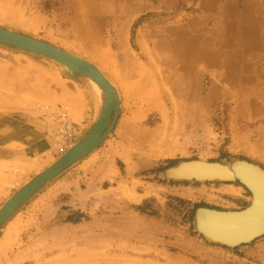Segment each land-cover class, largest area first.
<instances>
[{
  "label": "rangeland",
  "instance_id": "obj_1",
  "mask_svg": "<svg viewBox=\"0 0 264 264\" xmlns=\"http://www.w3.org/2000/svg\"><path fill=\"white\" fill-rule=\"evenodd\" d=\"M0 27L94 62L120 97L107 138L0 228V264H264V235L230 248L194 227L197 209H245L244 186L163 176L264 170V0H0ZM55 62L0 45V207L96 117L80 124L94 86Z\"/></svg>",
  "mask_w": 264,
  "mask_h": 264
},
{
  "label": "water",
  "instance_id": "obj_2",
  "mask_svg": "<svg viewBox=\"0 0 264 264\" xmlns=\"http://www.w3.org/2000/svg\"><path fill=\"white\" fill-rule=\"evenodd\" d=\"M0 45L58 61L71 70L74 76L81 75L92 80L100 87L103 94L99 116L86 135L2 204L0 207L1 228L43 187L94 151L113 130L119 110L117 102L115 108L112 106L116 100L114 89L88 61L47 42L2 27H0ZM222 169H225L227 173L224 177ZM163 176L168 181H236L248 190L251 202L243 210L224 213L214 209L200 208L195 211V230L206 240L234 248L251 243L264 235V170L260 167L245 161H236L230 166L207 161H188L164 170ZM247 221L250 222L248 227L243 230L237 229L240 223Z\"/></svg>",
  "mask_w": 264,
  "mask_h": 264
},
{
  "label": "bare ground",
  "instance_id": "obj_3",
  "mask_svg": "<svg viewBox=\"0 0 264 264\" xmlns=\"http://www.w3.org/2000/svg\"><path fill=\"white\" fill-rule=\"evenodd\" d=\"M26 36H27V35H26ZM29 37H30V36H29ZM32 38H33V37H32ZM34 39H35V38H34ZM37 40H38V39H37ZM49 44H50V43H49ZM51 45H52V44H51ZM53 46H54V45H53ZM54 47H56V46H54ZM57 48H58V47H57ZM59 49H60V48H59ZM61 50H62V49H61ZM63 51H64V50H63ZM65 52H68V51H65ZM68 53H69V52H68ZM71 54H72V53H71ZM72 55H74V54H72ZM75 56H76V55H75ZM77 57H78V56H77ZM45 58H46V57H45ZM79 58H82V57H79ZM82 59H83V58H82ZM50 60H51V59H50ZM84 60H85V59H84ZM53 61H55V60H53ZM86 61H87V60H86ZM56 62H58V61H56ZM56 62H55V63H56ZM88 62L91 63V64H93V65L97 68V70H98V71H99V72L105 77V79L109 82L110 86L114 89V92H115V94H116V98H115L116 100L113 102L112 106H113V108H115V107H116V102H117V106H118V110H119V108H120V97H119V93H118V86H116V84H114V82L110 81V80H109V79H108V78H107V77L101 72V69H102V68L100 69V67H99L97 64H94V62L92 63V62H90L89 60H88ZM58 63H59V65H60V67H61L66 73H68L70 76L77 77V76H74V75H73V72H72L71 70H69L65 65H63V64L60 63V62H58ZM78 76H81V75H78ZM83 77L86 78V79H87V80H88V81L94 86V88L92 87L93 90H91V91H92V92L94 91V92H93L94 111H95V113H97V114H96V117H95L94 121H93V119H92L93 122H92L91 126L89 127V129H90V128L92 127V125L94 124V122L96 121L97 117L99 116L100 108H101V104L103 103V94H102V91H101L100 87H99L97 84H95V83H94L92 80H90L89 78H87V77H85V76H83ZM95 92H96V94L98 95V100H97V98H96ZM94 116H95V115H94ZM88 124H89V123H88ZM89 129H88V131H89ZM88 131H87V132H88ZM87 132H86V133H87ZM86 133L82 136V138L86 135ZM82 138H81V139H82ZM106 138H107V137H106ZM106 138H105V139H106ZM105 139H104V140H105ZM79 140H80V139H79ZM79 140H78V141H79ZM104 140H103V141H104ZM103 141H102V142H103ZM75 144H76V142H75L73 145H75ZM73 145H72V146H73ZM72 146H71V147H72ZM71 147H70V148H71ZM70 148H69V149H70ZM69 149H68V150H69ZM68 150H67V151H68ZM67 151H66V152H67ZM66 152H65V153H66ZM65 153H64V154H65ZM62 155H63V154H62ZM62 155H61V156H62ZM61 156H60V157H61ZM60 157H59V158H60ZM203 162H204V161H203ZM52 164H53V163H52ZM52 164H51V165H52ZM51 165H50V166H51ZM175 166H176V165H175ZM48 167H49V166H48ZM48 167H47V168H48ZM173 167H174V166H173ZM171 168H172V167H171ZM218 169H219V168H218ZM44 170H45V169H44ZM220 170H221V169H220ZM41 172H42V171H41ZM41 172H40V173H41ZM40 173L38 172V174H40ZM222 173L225 174V175H223V177L226 176V174H227V173L225 172V169H222ZM38 174H37V175H38ZM35 176H36V175H35ZM28 182H29V181H28ZM28 182H27V183H28ZM201 182H203V181H201ZM27 183H26V184H27ZM24 185H25V184H24ZM24 185H23V186H24ZM19 189H20V188H19ZM19 189H18V190H19ZM17 211H18V210H17ZM219 212H220V211H219ZM223 212H224V213H226V212L231 213L230 211H223ZM233 212H234V211H233ZM15 213H16V212H15ZM242 223H243V224H242ZM242 223H240L241 225H239V226L237 227L238 230H241V229L243 230V229H245L246 227L249 226L248 221H247V222H242Z\"/></svg>",
  "mask_w": 264,
  "mask_h": 264
},
{
  "label": "crops",
  "instance_id": "obj_4",
  "mask_svg": "<svg viewBox=\"0 0 264 264\" xmlns=\"http://www.w3.org/2000/svg\"><path fill=\"white\" fill-rule=\"evenodd\" d=\"M86 106H87L86 109L83 110L80 113V119H81V123L80 124L83 125V126H86V124H88L90 122V119L92 118V116H94V109H93V106L91 105V102L88 101ZM11 143H12V141L9 142V143H6L5 145H9ZM15 143H17V142H15ZM38 147H37V145H35L33 151L37 152L39 150ZM24 148L26 149V148H31V147L24 146ZM58 212L59 211L56 210V214H58ZM83 225L84 224L82 222H78V223L65 222V223H63L61 225H55V227H56V229H59V230L61 229V230H68L69 231V230H72V229H75V228H80ZM160 227H161V230L164 231L165 233H170V231H171V229L169 227H166V226H160Z\"/></svg>",
  "mask_w": 264,
  "mask_h": 264
},
{
  "label": "built area",
  "instance_id": "obj_5",
  "mask_svg": "<svg viewBox=\"0 0 264 264\" xmlns=\"http://www.w3.org/2000/svg\"><path fill=\"white\" fill-rule=\"evenodd\" d=\"M64 133H65V134H68V136H71V134H72V129H70V128H66V129L64 130Z\"/></svg>",
  "mask_w": 264,
  "mask_h": 264
}]
</instances>
